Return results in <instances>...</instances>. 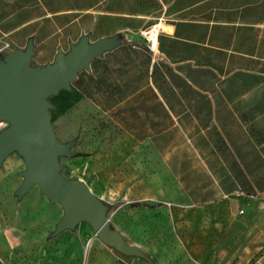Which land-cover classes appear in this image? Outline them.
I'll return each instance as SVG.
<instances>
[{"label": "rangeland", "instance_id": "1", "mask_svg": "<svg viewBox=\"0 0 264 264\" xmlns=\"http://www.w3.org/2000/svg\"><path fill=\"white\" fill-rule=\"evenodd\" d=\"M238 38L229 44L235 54L228 62L213 61L229 72L218 80L234 85L229 97L250 102L251 116L236 120L229 134L236 148L244 150L235 158L242 161L250 156L251 171L246 175L257 192L202 201L203 192L213 194V180L205 173L193 172L197 178L191 176L189 187L165 177L164 170L174 173L184 158L177 134L150 141L146 131L127 130L128 124L111 121L71 83L47 100L54 136L61 145L70 146V157L58 159L59 173L89 188L109 227L138 253L103 243L84 221L59 232L64 211L56 200L41 194L37 185L18 195L25 163L14 151L0 165V264H255L262 258L264 200L258 190L264 189V171L258 170L256 159L259 144L264 143V25L245 30ZM18 45L0 38V62ZM32 45L33 69L52 65L62 52L53 50L52 44L46 45L48 50L38 42ZM8 128V123L0 122V134ZM189 147L186 165L194 167ZM260 150L264 152V146ZM209 161L205 164L217 168ZM241 210L244 215H239Z\"/></svg>", "mask_w": 264, "mask_h": 264}, {"label": "crops", "instance_id": "2", "mask_svg": "<svg viewBox=\"0 0 264 264\" xmlns=\"http://www.w3.org/2000/svg\"><path fill=\"white\" fill-rule=\"evenodd\" d=\"M153 25L160 28L154 53L142 35ZM262 25L264 0H0V38L17 41L16 50L25 51L30 41L38 42L42 50L52 44L53 50L63 53L82 38L89 43L117 42L77 77L75 91L111 121L128 124L132 132L146 131L150 141L177 134L184 158L174 173L164 170L165 177L189 187L197 178L193 172L205 173L213 180V194L203 192L204 202L257 192L246 175L251 171L250 156L235 158L244 150L236 148L229 134L236 120L251 116V105L244 98L229 97L234 85L218 81L229 72L213 59L228 62L235 54L229 44L239 41L241 32ZM188 145L194 167L186 165ZM263 146L259 144L256 159L260 171H264ZM209 160L217 168L207 166ZM258 192L264 200V189ZM255 264H264V256Z\"/></svg>", "mask_w": 264, "mask_h": 264}, {"label": "water", "instance_id": "3", "mask_svg": "<svg viewBox=\"0 0 264 264\" xmlns=\"http://www.w3.org/2000/svg\"><path fill=\"white\" fill-rule=\"evenodd\" d=\"M118 43L111 39L89 43L82 38L70 45L68 53L59 52L52 65L30 67L33 45L15 50L0 62V122L9 128L0 134V165L14 151L25 163L18 195L37 185L41 194L56 200L64 211L58 231L87 222L105 244L124 253H138L121 235L112 230L99 202L85 184L60 175L58 159L70 157V146L61 145L50 125L48 98L67 90L78 74L89 71L90 63L111 51Z\"/></svg>", "mask_w": 264, "mask_h": 264}, {"label": "built area", "instance_id": "4", "mask_svg": "<svg viewBox=\"0 0 264 264\" xmlns=\"http://www.w3.org/2000/svg\"><path fill=\"white\" fill-rule=\"evenodd\" d=\"M159 34H160V28L158 27V25L150 26L142 32V35L146 41L148 49L152 53L156 51ZM240 214H243V212L240 211Z\"/></svg>", "mask_w": 264, "mask_h": 264}, {"label": "trees", "instance_id": "5", "mask_svg": "<svg viewBox=\"0 0 264 264\" xmlns=\"http://www.w3.org/2000/svg\"><path fill=\"white\" fill-rule=\"evenodd\" d=\"M76 83H77V80H75V81L73 82V85L76 84Z\"/></svg>", "mask_w": 264, "mask_h": 264}]
</instances>
